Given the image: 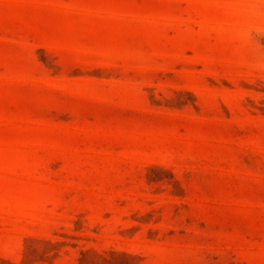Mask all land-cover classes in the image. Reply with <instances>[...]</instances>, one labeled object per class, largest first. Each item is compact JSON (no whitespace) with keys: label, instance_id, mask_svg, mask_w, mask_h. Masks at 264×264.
Here are the masks:
<instances>
[{"label":"rangeland","instance_id":"obj_1","mask_svg":"<svg viewBox=\"0 0 264 264\" xmlns=\"http://www.w3.org/2000/svg\"><path fill=\"white\" fill-rule=\"evenodd\" d=\"M0 264H264V0H0Z\"/></svg>","mask_w":264,"mask_h":264}]
</instances>
